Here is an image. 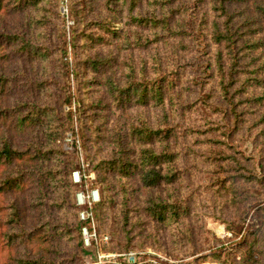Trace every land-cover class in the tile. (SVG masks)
Returning a JSON list of instances; mask_svg holds the SVG:
<instances>
[{
  "label": "trees",
  "instance_id": "trees-1",
  "mask_svg": "<svg viewBox=\"0 0 264 264\" xmlns=\"http://www.w3.org/2000/svg\"><path fill=\"white\" fill-rule=\"evenodd\" d=\"M65 1L68 31L61 0H0V264H81L91 221L110 251L264 264V0Z\"/></svg>",
  "mask_w": 264,
  "mask_h": 264
},
{
  "label": "built area",
  "instance_id": "built-area-1",
  "mask_svg": "<svg viewBox=\"0 0 264 264\" xmlns=\"http://www.w3.org/2000/svg\"><path fill=\"white\" fill-rule=\"evenodd\" d=\"M64 15L68 24H72V21L68 17L67 8H64ZM70 138V137H69ZM68 139V138H67ZM73 181L80 183L81 176L80 173L75 171L73 173ZM100 199L98 189H91L86 194L81 191L77 194V204L87 205L86 208L79 211L80 220H88L90 218V211L88 208L91 203L98 202ZM226 231V230H225ZM227 234L231 235L230 232L226 231ZM82 239L84 246L88 247L90 245H100L101 243H107L108 236L103 234L98 236L95 224L91 221V229L87 225L83 226L81 229ZM91 260H86L84 264H110L115 262H123L124 264H170L174 263L171 257L163 254L159 251H153L151 249L146 250H131L127 252H113V251H94ZM202 264H217L216 262H203ZM219 264V263H218Z\"/></svg>",
  "mask_w": 264,
  "mask_h": 264
},
{
  "label": "rangeland",
  "instance_id": "rangeland-1",
  "mask_svg": "<svg viewBox=\"0 0 264 264\" xmlns=\"http://www.w3.org/2000/svg\"><path fill=\"white\" fill-rule=\"evenodd\" d=\"M66 1L65 0H61V2L59 3V10L61 12V15H64V8L66 7ZM70 26H72L71 24H68L66 23L65 24V29L66 31L70 30ZM69 61L71 62V60L69 59ZM70 137V138H69ZM68 138V139H67ZM59 146L61 147L62 150H64L65 152H71L73 153L79 160V163L80 165L83 167L86 165L85 161H84V156H83V151H82V147H81V142L79 140V138H76L71 131H68L64 138L62 139L61 142H59ZM242 151L245 153V155L247 156H255L257 157V154L254 153V148H253V145L250 141H244L242 147H241ZM254 153V154H253ZM77 171L76 170H73L72 173H71V180L74 184L77 185V190L75 191V200L77 201V194H79L81 191H84V193L86 194L87 192H89L91 189H98L93 183H92V180L94 179V175L92 173H89L85 178L87 180V183L84 184L82 186V183L80 185V183H76L73 181V173ZM80 173V171H78ZM82 172L80 173V176ZM84 177V176H83ZM99 192V190H98ZM100 196V195H99ZM100 200V199H99ZM93 203L90 204V206H92ZM80 205V204H78ZM81 206L84 209L86 208L87 205H82ZM256 219H254L253 221L255 222ZM257 222V220H256ZM95 224V228L97 229V226H96V223L94 222ZM206 227L207 229L218 239H221L225 242L228 241V239H232V235H229L227 234V232L225 231V227L222 223L218 222V221H214V220H211V219H207L206 221ZM98 233V232H97ZM103 233L100 232V234H98V236H101ZM108 236V241L107 243H101L100 245H97L95 244V251H110V250H107L109 247H110V239H111V236L109 233H104ZM228 243V242H227ZM226 243V244H227ZM65 247L67 249H69L68 247V244L65 245ZM88 247H93V245H90ZM146 249H151L153 251H157V250H154L152 248H145V249H137L135 251H139V250H146ZM93 251V250H92ZM113 252H116V251H113ZM94 254V251L92 253H89V254H83L82 255V262L81 264H84L86 260H91L90 257H92V255ZM164 254V253H163ZM63 257H66V255H63ZM189 258H186V260H188ZM179 262V261H177ZM203 262H216L217 264L219 263L220 264V261H214V260H209V261H203ZM203 262H201L200 264H202ZM121 264H124L123 262H121Z\"/></svg>",
  "mask_w": 264,
  "mask_h": 264
}]
</instances>
